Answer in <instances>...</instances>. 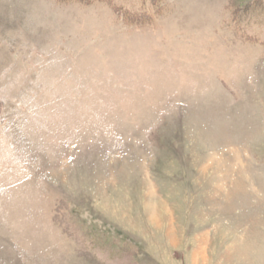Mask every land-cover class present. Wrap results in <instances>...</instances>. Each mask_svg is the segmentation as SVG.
Instances as JSON below:
<instances>
[{
	"label": "rangeland",
	"instance_id": "obj_1",
	"mask_svg": "<svg viewBox=\"0 0 264 264\" xmlns=\"http://www.w3.org/2000/svg\"><path fill=\"white\" fill-rule=\"evenodd\" d=\"M0 264H264V0H0Z\"/></svg>",
	"mask_w": 264,
	"mask_h": 264
}]
</instances>
